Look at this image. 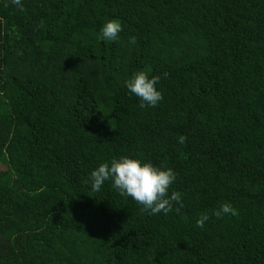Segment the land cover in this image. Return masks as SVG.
<instances>
[{"label": "trees", "instance_id": "16d2710c", "mask_svg": "<svg viewBox=\"0 0 264 264\" xmlns=\"http://www.w3.org/2000/svg\"><path fill=\"white\" fill-rule=\"evenodd\" d=\"M21 4L0 0V264H264V0ZM121 156L172 168L180 211L93 191Z\"/></svg>", "mask_w": 264, "mask_h": 264}, {"label": "clouds", "instance_id": "9594fccd", "mask_svg": "<svg viewBox=\"0 0 264 264\" xmlns=\"http://www.w3.org/2000/svg\"><path fill=\"white\" fill-rule=\"evenodd\" d=\"M12 3L22 7L21 0H12ZM123 31L122 23L117 19H110L101 29V39L115 41ZM136 37H131L130 43H135ZM166 75V74H165ZM161 77L159 75L149 77L145 71H138L126 82L128 90L140 100V107L156 106L163 100V94L158 90ZM187 137L181 135L179 143L184 144ZM177 173L172 168H161L151 162H145L140 158L121 156L113 158L110 163H101L90 173L91 187L93 191H99L105 181L111 179L112 186L121 196L131 197L142 205L150 214L163 212L168 214L173 210V202L179 204L177 212L183 207L181 193L169 189L175 182ZM238 215V211L230 203H223L212 215L222 218L224 214ZM209 219L208 214H202L197 220V226L203 227Z\"/></svg>", "mask_w": 264, "mask_h": 264}, {"label": "rangeland", "instance_id": "374dc122", "mask_svg": "<svg viewBox=\"0 0 264 264\" xmlns=\"http://www.w3.org/2000/svg\"><path fill=\"white\" fill-rule=\"evenodd\" d=\"M1 174H3V170H2V169H0V175H1Z\"/></svg>", "mask_w": 264, "mask_h": 264}]
</instances>
